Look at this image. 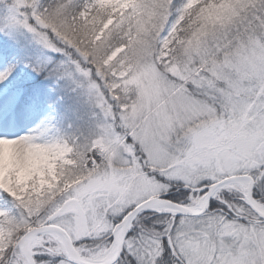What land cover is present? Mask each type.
I'll return each mask as SVG.
<instances>
[{"label": "snow or ice", "instance_id": "6c2138e0", "mask_svg": "<svg viewBox=\"0 0 264 264\" xmlns=\"http://www.w3.org/2000/svg\"><path fill=\"white\" fill-rule=\"evenodd\" d=\"M0 31V264H264V0H0ZM41 77L88 135L8 134Z\"/></svg>", "mask_w": 264, "mask_h": 264}, {"label": "rangeland", "instance_id": "374dc122", "mask_svg": "<svg viewBox=\"0 0 264 264\" xmlns=\"http://www.w3.org/2000/svg\"><path fill=\"white\" fill-rule=\"evenodd\" d=\"M0 39L7 41L8 35L4 31H0ZM23 37L21 41L23 42ZM22 78L30 80L35 73L30 68L22 67ZM54 80H45L42 77V83L39 84V94L49 93V98L36 97L34 106L22 117L17 128L11 130L8 134H18L20 132H27L42 126L47 123L54 125L56 119L55 104L58 106L60 116L66 123V128L60 127L57 129L61 134L70 136H86L88 135V123L94 121L95 117L92 113V106L88 101L87 95L76 90L68 91L55 88ZM52 102H50V100Z\"/></svg>", "mask_w": 264, "mask_h": 264}, {"label": "trees", "instance_id": "16d2710c", "mask_svg": "<svg viewBox=\"0 0 264 264\" xmlns=\"http://www.w3.org/2000/svg\"><path fill=\"white\" fill-rule=\"evenodd\" d=\"M41 80H42V77H41ZM41 98H43V97H45V98H49L50 97V94L49 93H46V94H38ZM37 98H38V96H37ZM50 100V99H49ZM50 102H52L51 100H50ZM55 108H56V112H57V114L59 113V111H57L58 110V106H56V104H55ZM62 118V114H61V116H60V113H59V115H58V117H57V119L55 120V123H54V127H55V129L57 130V129H59L60 127H62V128H66V123H63L62 121H64L63 119H61Z\"/></svg>", "mask_w": 264, "mask_h": 264}]
</instances>
